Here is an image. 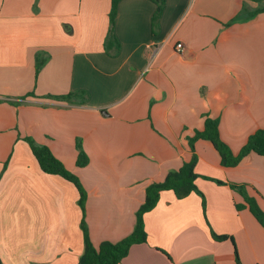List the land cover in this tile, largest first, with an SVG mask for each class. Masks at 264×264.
Returning a JSON list of instances; mask_svg holds the SVG:
<instances>
[{
    "label": "crops",
    "instance_id": "1",
    "mask_svg": "<svg viewBox=\"0 0 264 264\" xmlns=\"http://www.w3.org/2000/svg\"><path fill=\"white\" fill-rule=\"evenodd\" d=\"M111 6L0 0V264H78L85 247L77 187L45 173L27 138L80 179L95 247L129 236L148 186L196 155L203 196L161 192L147 242L121 264H236L235 246L243 264H264V227L231 187L248 185L264 210V157L226 167L211 141L190 146L207 118L235 155L264 129V13L237 19L264 1L166 0L155 26L153 0H122L114 47ZM74 92L85 95L57 99Z\"/></svg>",
    "mask_w": 264,
    "mask_h": 264
},
{
    "label": "trees",
    "instance_id": "2",
    "mask_svg": "<svg viewBox=\"0 0 264 264\" xmlns=\"http://www.w3.org/2000/svg\"><path fill=\"white\" fill-rule=\"evenodd\" d=\"M121 1L122 0H112L111 11L109 14L111 28L109 32V39L107 40V45L110 47H114L115 45L118 46V42L114 34V25L116 22L118 7ZM153 1L157 4V9L153 16V23L156 26L164 11L166 0ZM253 1L260 3L264 0ZM262 13H264V6H259L252 10H249L246 6H244L243 10L237 16V19H249ZM44 63V58L39 57L37 59V74H39ZM84 95L85 94L83 92H74L66 96L57 97V99L70 100L73 97L80 98ZM198 139L211 141L221 156L222 164L226 167H235L239 165V163L250 153H255L259 156L264 157V129H260L252 134L245 146L237 155H235L228 144H226L221 139L218 119H206L205 130L202 132H196L195 136L190 139V146L192 149H194V143ZM27 141L30 144L34 156L39 162L41 169L45 173L51 175H59L65 178L66 180L72 182L79 191V204L83 211L82 229L84 232L85 247L78 264H121L123 259H125L129 254V251L133 245L146 243L147 233L145 229L144 218L145 215L153 210L157 205L161 192L172 190L179 198L186 197L193 192H198L201 196H203L195 183L199 175L195 172L197 157L196 155H194L193 159L189 162H186L178 171L169 173L163 182L153 183L148 186L146 190L145 201L137 211L135 228L129 236L116 243L103 242L99 247H95L93 242L91 241L89 230L84 219L87 192L81 184L80 179L74 173L67 169L65 164L54 155L49 147L39 145L30 138H27ZM77 147L79 150L77 165L79 167H85L89 163V158L83 150L80 142L77 144ZM231 187L239 194H241L251 213L264 227V210L259 205L257 199L250 195L248 191V185L231 183ZM243 207L244 205H237V209H242ZM212 236L216 241H225L227 239H230L229 236L218 235L215 232H212ZM234 254L236 264H243L236 246Z\"/></svg>",
    "mask_w": 264,
    "mask_h": 264
},
{
    "label": "built area",
    "instance_id": "3",
    "mask_svg": "<svg viewBox=\"0 0 264 264\" xmlns=\"http://www.w3.org/2000/svg\"><path fill=\"white\" fill-rule=\"evenodd\" d=\"M177 49H178V51L179 52H184L185 51V45L183 44V43H179V44H177Z\"/></svg>",
    "mask_w": 264,
    "mask_h": 264
}]
</instances>
